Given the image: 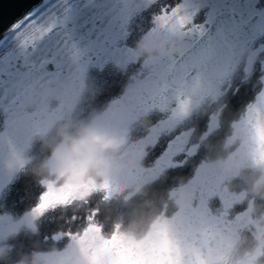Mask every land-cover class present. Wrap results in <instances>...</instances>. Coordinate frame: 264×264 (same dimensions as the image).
Listing matches in <instances>:
<instances>
[{
  "label": "flooded vegetation",
  "instance_id": "af4514ba",
  "mask_svg": "<svg viewBox=\"0 0 264 264\" xmlns=\"http://www.w3.org/2000/svg\"><path fill=\"white\" fill-rule=\"evenodd\" d=\"M183 6L194 9L198 0H179V8ZM239 7L238 3L237 11ZM209 14L208 8L201 7L182 29L185 36L177 38L184 51L161 58H180L199 38L188 34L193 25L206 24ZM220 34L231 52L227 72L218 78L207 79L204 85H197L193 90L188 88L187 79L193 73L192 69L179 77L177 85H171L167 79L166 87L164 83L157 86L147 75L140 79L138 75L142 66L145 68L146 57L137 59L140 63L137 68L136 60L124 65L113 59L101 62L100 66H103L111 60L109 62L123 68L112 74L115 78L108 94L115 96L101 104L97 103L98 89L92 86L91 74L86 73L71 83L73 91L71 95L66 93L71 111L62 118L88 119L96 114H106L104 118L110 123L113 117L126 116L118 127L134 129V137L147 149V155L134 174L113 184L112 196L121 184L143 185L148 196L133 197L125 204L122 198L105 200L104 193L97 192L87 198V203L67 205L63 200L68 197L54 194L45 202L50 210L40 216L35 234L23 227L18 235L4 241L5 229L20 221L25 213H33L47 190L32 169L49 157L50 151L35 135L30 144L28 140L26 144L18 143L28 146L34 164L12 180L0 170V243H6L12 249L7 260L0 261V264H18L37 244L40 248L62 247L69 240L67 233H82L86 227L84 218L97 209L96 223L103 224L104 231L113 234L119 225L115 221L119 217L130 218L146 200L153 201L151 211L163 212L169 218H199L201 228L197 233H180L177 239L185 247L191 246L201 253L220 247L223 243L221 237L225 235L239 232L243 238H252L255 229L245 227L252 197L247 191L244 174L222 180V170L208 165L226 159L238 149L243 153L245 149L241 141L249 140L255 145V151L250 154L252 166L245 174L257 170L255 157L259 145L256 129L264 125V24L254 19L236 29L220 23ZM67 81H61L58 87L64 90L60 85ZM145 82L153 84V90L139 97L133 95V89ZM54 100L52 107H57L60 100ZM5 121L6 115L0 110V133L6 131ZM24 183L28 184V189L32 186V196L22 194ZM255 203L258 211L253 218H258L259 211H264V200L256 198ZM202 205L206 211H202Z\"/></svg>",
  "mask_w": 264,
  "mask_h": 264
},
{
  "label": "snow or ice",
  "instance_id": "6c2138e0",
  "mask_svg": "<svg viewBox=\"0 0 264 264\" xmlns=\"http://www.w3.org/2000/svg\"><path fill=\"white\" fill-rule=\"evenodd\" d=\"M238 3L239 11L236 10ZM140 4L141 0H87V3L62 0L59 4H45L43 8L32 10L12 25L10 35L0 38V47L12 45L11 51L0 58V110L6 115V131L0 133V147L5 139L26 144L30 136L38 134L40 126L71 111L67 94L58 85L64 80L75 82L81 79L87 68L88 56L93 52L99 58L118 54L126 63L136 59L130 49L116 45L127 35L126 25L139 11ZM201 7L210 10L207 23L194 24L188 33L200 37L198 52L187 58L154 57L145 62V74L157 86L164 83L166 87L168 77L178 73L187 75L204 59L207 48L212 44V37L208 35L209 25L214 22L230 24L236 29L243 28L254 19L264 24V0H198V6L185 9L184 15H179L181 9L177 8L171 17L162 15L157 18L156 26L148 37L161 31L184 37L182 29ZM86 17L87 24L81 28ZM49 65L54 67V71L49 70ZM54 98L60 100L57 107H52ZM30 112L36 113V121L30 118ZM256 132L259 148L255 162L264 166V125L258 126ZM76 190L68 186L54 193L49 186L33 210L34 215L41 216L50 210L45 203L50 196L68 197ZM98 191L104 193L107 200L111 198L114 186L107 182L99 186ZM63 202L67 203L68 199ZM202 211H206L203 205ZM96 215L94 211L84 218L86 227L80 239L82 245L89 240L98 242L93 264H105L108 257H112L111 264H207L202 253L191 246L187 254L193 258L186 259V250L178 246L165 229L155 226L144 241L136 242L120 235L119 225L112 236L105 239L101 226L95 221ZM67 236L73 239L80 234L69 232Z\"/></svg>",
  "mask_w": 264,
  "mask_h": 264
},
{
  "label": "clouds",
  "instance_id": "9594fccd",
  "mask_svg": "<svg viewBox=\"0 0 264 264\" xmlns=\"http://www.w3.org/2000/svg\"><path fill=\"white\" fill-rule=\"evenodd\" d=\"M183 51L184 46L180 41L159 34L151 38L144 37L135 48L138 56L148 59L171 57ZM60 87L71 95L73 91L71 84H61ZM153 88V84L145 82L134 88L132 94L139 97L143 93L151 92ZM105 115L96 114L88 119L60 118L43 124L36 134L50 151V156L32 170L41 178L42 184L47 188L51 186L54 193H59L68 186L77 189L68 196L67 205L87 203V198L99 192V186L107 182L121 183L134 174L135 169L147 155V149L134 137V129L115 127L106 122ZM29 116L36 121L35 112H30ZM35 138V135L30 136L28 143ZM241 145L245 149L243 153L238 149L230 153L226 159L211 162L208 167L221 169L222 180L244 174L243 179L248 185L247 191L252 197L249 200L250 214L245 227L250 226L255 231L250 240L243 238L239 232L222 236L223 243L219 250L214 248L202 253L207 264H264V211H259L258 218H253L258 211L256 198L264 200V166H257L255 173L245 174L252 166L250 154L255 151V145L249 140H242ZM33 164L34 158L29 155L27 145L21 146L15 141L9 142L5 139L3 146L0 147V170L9 180ZM93 188L96 190L90 192L89 190ZM128 189L130 190L126 191ZM140 195L148 196L143 185L121 184L110 200L122 198L127 204L133 197ZM192 198L194 199V195ZM152 208L153 201L146 200L141 209L130 218L119 217L115 223L120 225V235L140 242L154 231V226L165 229L169 237L186 250V259H192V256L187 254L188 247L177 239V235L197 233L201 228V220L197 217L169 218L163 212L151 211ZM96 212L98 215L99 209ZM39 219L38 215L25 213L20 221L5 229L4 241L18 235L23 227L35 234ZM100 226L103 237L110 238L112 233L105 232L103 224ZM79 234L80 237L69 239L62 247L54 245L40 248L37 244L30 255L24 256L18 264H93L98 242L89 240L82 245L80 239L83 232ZM11 250L6 243H0V261H6ZM111 261L112 257H108L105 264H111Z\"/></svg>",
  "mask_w": 264,
  "mask_h": 264
},
{
  "label": "water",
  "instance_id": "95a60500",
  "mask_svg": "<svg viewBox=\"0 0 264 264\" xmlns=\"http://www.w3.org/2000/svg\"><path fill=\"white\" fill-rule=\"evenodd\" d=\"M50 0H0V38L8 36L13 24L21 20L26 13L40 8ZM210 32L208 35L212 37V44L206 50V55L195 67H192L193 73L187 78L188 88L193 90L197 85H204L209 78H218L227 72L231 61V52L224 42L220 34V22H214L209 25ZM207 40V35L204 37ZM200 43V37L183 53V57H190L200 49L197 45ZM50 71H54V67H49ZM183 73L168 77L171 85H177L179 77ZM126 116L113 117L110 122L115 127L120 126Z\"/></svg>",
  "mask_w": 264,
  "mask_h": 264
},
{
  "label": "trees",
  "instance_id": "16d2710c",
  "mask_svg": "<svg viewBox=\"0 0 264 264\" xmlns=\"http://www.w3.org/2000/svg\"><path fill=\"white\" fill-rule=\"evenodd\" d=\"M179 4V0H150L145 4L140 6L139 11L132 17L131 24L128 27V34L123 38V43L132 47L134 50L139 41H141L144 36L152 30L154 27V20L160 16L164 11H171ZM142 57V56H141ZM107 60L106 64L100 66L101 63L97 62L93 65L88 66V73L91 74L90 80L92 81L93 88H97L96 95L97 103L101 104L107 98H111L114 95L108 94V89L111 87L112 81L115 75L112 77L113 73L122 71L121 66L109 62ZM140 65L138 61L135 63L137 68ZM136 70V69H135ZM108 77V78H106ZM109 79V80H107ZM90 87V85H88ZM96 101V100H95ZM97 105V104H96ZM101 107V106H100ZM28 183V182H27ZM24 183L22 186V194H26L28 197L34 194L32 186L28 189V184ZM36 187V186H35ZM25 198V197H24ZM25 209V208H22Z\"/></svg>",
  "mask_w": 264,
  "mask_h": 264
},
{
  "label": "rangeland",
  "instance_id": "374dc122",
  "mask_svg": "<svg viewBox=\"0 0 264 264\" xmlns=\"http://www.w3.org/2000/svg\"><path fill=\"white\" fill-rule=\"evenodd\" d=\"M147 1H150V0H141V4H140V6H142L143 4H145ZM62 2V0H51L50 2H48L47 4H53V3H55V4H59V3H61ZM80 2L81 3H87V0H80ZM114 6H116V5H114ZM44 7V6H43ZM42 7V8H43ZM177 8H179V4L175 7V8H173L171 11H164L160 16H162V15H168V16H172V13L177 9ZM189 7H185V6H183V7H181L180 9H181V13H179V15H184V14H186L185 13V9H188ZM160 16H158L157 18H159ZM157 18L154 20V27L156 26V21H157ZM87 20H88V17H86L85 18V21H83L82 23H81V25H80V27L81 28H83L84 27V25L85 24H87ZM131 20H132V18H131ZM131 20L127 23V25H126V28H125V32L128 34V27L130 26V24H131ZM153 27V28H154ZM152 28V29H153ZM152 31V30H151ZM149 33V32H148ZM148 33L144 36V37H148ZM158 34L159 35H164V36H167L168 38H170L171 40H177V38L179 37V36H176L175 34H172V35H170L168 32H164V31H161V32H158ZM126 36V35H125ZM125 36H123L122 38H121V40H119L118 41V43H117V45H116V47H119V48H121V49H130L134 54H135V56H136V61H137V59L139 58V57H141V56H138L137 54H136V52H135V50L134 49H132L131 47H129L128 45H126L125 43H123V38L125 37ZM77 43H79V41H77ZM11 47H12V45H9V46H7V47H0V55H3L4 53H6V54H8V52L9 51H11ZM154 58V57H153ZM104 59H113L115 62H117V63H119V64H122V65H124L126 62L121 58V56H119L118 54H113V55H111V56H104V57H96V54L93 52L90 56H88V63H87V68H86V71L84 72V74H86V73H88V66L89 65H93V64H95V63H97V62H99V63H101ZM149 60H151V59H148L147 61H149ZM145 62V61H144ZM49 67H50V65H49ZM147 72V70H146V68H144L143 66H142V68H141V70H140V74L138 75V77H140V79H142L146 74ZM83 74V75H84ZM72 83V81H67V83L66 84H71Z\"/></svg>",
  "mask_w": 264,
  "mask_h": 264
},
{
  "label": "bare ground",
  "instance_id": "6f19581e",
  "mask_svg": "<svg viewBox=\"0 0 264 264\" xmlns=\"http://www.w3.org/2000/svg\"><path fill=\"white\" fill-rule=\"evenodd\" d=\"M50 1H51V0H50ZM50 1H49V2H50ZM46 4H47V3H46ZM43 6H44V5H43ZM43 6H42V7H43ZM42 7H40V8H42Z\"/></svg>",
  "mask_w": 264,
  "mask_h": 264
}]
</instances>
